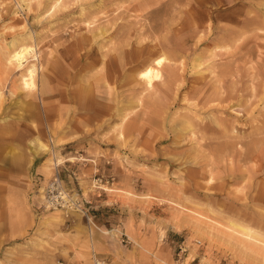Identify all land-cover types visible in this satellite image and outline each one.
Listing matches in <instances>:
<instances>
[{
	"label": "rangeland",
	"instance_id": "374dc122",
	"mask_svg": "<svg viewBox=\"0 0 264 264\" xmlns=\"http://www.w3.org/2000/svg\"><path fill=\"white\" fill-rule=\"evenodd\" d=\"M263 181L264 0H0V264H264Z\"/></svg>",
	"mask_w": 264,
	"mask_h": 264
},
{
	"label": "bare ground",
	"instance_id": "6f19581e",
	"mask_svg": "<svg viewBox=\"0 0 264 264\" xmlns=\"http://www.w3.org/2000/svg\"><path fill=\"white\" fill-rule=\"evenodd\" d=\"M59 1L60 0H56V2H59ZM198 40L201 41L200 38ZM32 51H33V47L29 44L17 45L16 42H12L9 45V53L7 55L8 56L7 62L9 64V66L12 67V65L14 64L17 68H19V69L22 68V66H24L25 61L27 60V55L30 54ZM166 59L167 58L165 56H156L153 58L150 57L147 59V61H146L147 63L144 65L143 69L138 72V79L141 80V82L143 83V85L146 89L150 90V89L154 88V85L161 80L162 73H161L160 68L163 66L164 62L167 61ZM34 76H35V68L34 67H28L26 74L22 75V77H21L22 86L24 88H27V89H32L35 85ZM46 148H48L47 145H46ZM46 158H48V157H46ZM63 161H65V160L62 157L58 158L55 161H53L50 158L47 161V164L44 165V168L46 170L45 171L46 173L45 172L44 173L46 174V177H48L50 175V173L52 172L51 171V164L57 165V164L62 163ZM55 165H54V167H55ZM261 189L264 192V181L261 183ZM77 215H78V213H77ZM246 236L251 237L249 232H246Z\"/></svg>",
	"mask_w": 264,
	"mask_h": 264
},
{
	"label": "built area",
	"instance_id": "2783aa9c",
	"mask_svg": "<svg viewBox=\"0 0 264 264\" xmlns=\"http://www.w3.org/2000/svg\"><path fill=\"white\" fill-rule=\"evenodd\" d=\"M44 199L45 203L52 208L60 207L72 209L76 205H80L76 199L70 197L58 171L46 185ZM196 242L199 243L200 241L197 240ZM185 251L186 245L184 242H182L179 244V254Z\"/></svg>",
	"mask_w": 264,
	"mask_h": 264
}]
</instances>
